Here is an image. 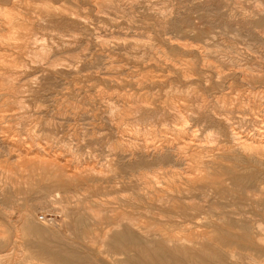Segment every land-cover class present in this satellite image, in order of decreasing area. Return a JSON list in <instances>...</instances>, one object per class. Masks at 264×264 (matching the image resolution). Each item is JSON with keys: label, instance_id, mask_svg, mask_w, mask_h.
<instances>
[{"label": "rangeland", "instance_id": "374dc122", "mask_svg": "<svg viewBox=\"0 0 264 264\" xmlns=\"http://www.w3.org/2000/svg\"><path fill=\"white\" fill-rule=\"evenodd\" d=\"M263 119L264 0H0V264H264Z\"/></svg>", "mask_w": 264, "mask_h": 264}, {"label": "bare ground", "instance_id": "6f19581e", "mask_svg": "<svg viewBox=\"0 0 264 264\" xmlns=\"http://www.w3.org/2000/svg\"><path fill=\"white\" fill-rule=\"evenodd\" d=\"M24 2V1H23ZM16 3V2H15ZM17 5V4H16ZM14 7V6H13ZM18 7H19V4H18ZM11 8H12V6H11ZM17 8V7H16ZM13 11V10H12ZM2 13H4V12H2ZM1 13V14H2ZM11 14H12V12H11ZM11 14L10 13H7V12H5V16L6 17H9V16H11ZM16 14H18V13H16ZM37 14V13H36ZM2 18V17H1ZM18 18V17H17ZM11 20V19H10ZM87 21V20H86ZM16 22V21H15ZM10 25V24H9ZM12 25V24H11ZM10 25V26H11ZM44 65V64H43ZM36 72V71H35ZM34 76V75H33ZM36 77V76H35ZM38 77V76H37ZM10 78V77H9ZM26 78V77H25ZM30 78H32V77H30ZM29 78V79H30ZM34 79V78H33ZM36 80V79H35ZM21 81V80H20ZM23 101V100H22ZM253 103V102H252ZM23 104V103H22ZM120 105V104H119ZM253 105V104H252ZM256 106V105H255ZM176 107H178L177 105H176ZM175 108V107H174ZM180 111V110H179ZM251 111H254V109L252 108L251 109ZM262 120V119H261ZM264 120V119H263ZM185 121V120H184ZM183 121V122H184ZM264 122V121H263ZM260 123V122H259ZM261 124V123H260ZM258 125V124H257ZM184 126V125H183ZM229 127H230V137L232 138V140H234L235 142V144H236V146L237 147H239V148H241V149H245V151L246 150H259V149H264V123H262V126L261 127H259L258 129H257V127L256 128H254L253 129V134H250V132H249V134L248 133H245L246 132V130H244L243 128V126H241L240 124H237V125H229ZM177 128V127H176ZM29 131V130H28ZM149 131V130H148ZM150 132V131H149ZM139 136V135H138ZM38 138V137H37ZM230 138V139H231ZM211 139V138H210ZM263 139V140H262ZM139 147V146H138ZM183 147V146H182ZM59 148V147H58ZM232 148V147H231ZM139 149V148H138ZM142 149V148H141ZM140 150V149H139ZM22 151V150H21ZM42 152H43V150H42ZM20 153V152H19ZM237 154H240V153H237ZM46 156H47V154H46ZM246 156V155H245ZM25 160V159H24ZM46 160V159H45ZM49 162V161H48ZM47 161H46V163H48ZM33 163V162H32ZM37 163V162H36ZM53 163V162H52ZM42 164V163H41ZM49 164V163H48ZM80 164V163H79ZM40 165V164H39ZM97 165V164H96ZM80 166V165H79ZM46 166H44V168H45ZM96 167V166H95ZM90 169V168H89ZM88 169V171H90ZM81 171H83V170H81ZM86 171H87V169H86ZM83 173V172H82ZM82 173H80V174H82ZM74 174H76L75 172H74ZM73 175V174H72ZM71 176V175H70ZM27 218L28 219H31L32 218V216L31 215H27ZM28 224V223H27ZM29 225V224H28ZM28 227V226H27ZM33 257V256H32ZM28 264H32V262L31 263H28Z\"/></svg>", "mask_w": 264, "mask_h": 264}]
</instances>
